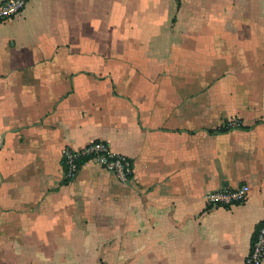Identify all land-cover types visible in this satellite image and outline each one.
<instances>
[{
    "label": "crops",
    "instance_id": "1",
    "mask_svg": "<svg viewBox=\"0 0 264 264\" xmlns=\"http://www.w3.org/2000/svg\"><path fill=\"white\" fill-rule=\"evenodd\" d=\"M97 140L129 182L66 178ZM263 221L264 0H31L0 23V264H245Z\"/></svg>",
    "mask_w": 264,
    "mask_h": 264
},
{
    "label": "built area",
    "instance_id": "2",
    "mask_svg": "<svg viewBox=\"0 0 264 264\" xmlns=\"http://www.w3.org/2000/svg\"><path fill=\"white\" fill-rule=\"evenodd\" d=\"M31 0H3L0 1V23L21 15ZM232 126L238 122L230 123ZM89 158L90 162L105 168L113 173L121 182H129L133 178L134 166L131 159L125 155L115 153L110 145L97 140L83 148H66L63 152V164L66 178H76L81 160ZM251 188L248 184L241 185L236 189H222L207 195L209 205L212 207H231L244 202ZM264 262V221L257 225L251 244V249L245 258V264H263Z\"/></svg>",
    "mask_w": 264,
    "mask_h": 264
},
{
    "label": "trees",
    "instance_id": "3",
    "mask_svg": "<svg viewBox=\"0 0 264 264\" xmlns=\"http://www.w3.org/2000/svg\"><path fill=\"white\" fill-rule=\"evenodd\" d=\"M89 161H90L89 158L82 159L80 165H83L84 163L89 162Z\"/></svg>",
    "mask_w": 264,
    "mask_h": 264
}]
</instances>
